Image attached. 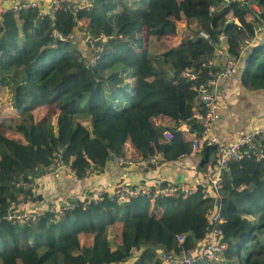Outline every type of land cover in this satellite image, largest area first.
Here are the masks:
<instances>
[{"label":"trees","instance_id":"trees-1","mask_svg":"<svg viewBox=\"0 0 264 264\" xmlns=\"http://www.w3.org/2000/svg\"><path fill=\"white\" fill-rule=\"evenodd\" d=\"M123 18L143 28L144 44L130 24L119 26ZM180 20L186 35L175 46L160 43L158 37L173 33ZM259 20H264V0H87L75 11L39 15L26 9L2 15L0 100L16 115H0V264H111L130 258V264H161L159 255L176 249V234L184 235L186 248L202 240L212 204V198L202 197V184L186 197L137 195L120 204L108 199L78 202L58 217L44 211L24 223L9 221L6 215L17 194L31 198L28 189L14 187V182L33 184L51 169L54 155L80 179L92 159L101 165L127 155L125 143L142 158L151 154L149 145L163 161L188 152L190 141L178 126L193 112L195 86L212 69L206 62L215 57L222 37L225 53L237 58L239 41L254 34ZM75 28L85 44L84 35H102L98 57L85 55L71 37L51 36L52 31L70 35ZM188 72L195 78L184 75ZM241 80L251 89H264V38L248 50ZM39 106L47 109L39 114ZM159 117L170 123L163 125ZM186 124L199 134L193 119ZM165 130L171 133L169 140L163 138ZM260 139L262 158L244 154L229 161L222 174L223 261L193 264H264ZM203 147L199 169L212 153L211 147ZM115 221L120 222L118 236L112 233Z\"/></svg>","mask_w":264,"mask_h":264},{"label":"built area","instance_id":"built-area-1","mask_svg":"<svg viewBox=\"0 0 264 264\" xmlns=\"http://www.w3.org/2000/svg\"><path fill=\"white\" fill-rule=\"evenodd\" d=\"M76 8L77 5H72V3L68 0H52L49 4L47 13L45 14H50L55 10L75 11ZM251 8L257 11L255 5H252ZM26 9H36L37 14L44 15L35 1L17 0L13 3H10L9 5H3L0 3V20L2 15L8 12L16 13L19 10ZM213 9H215V7L210 6L209 10ZM263 28L264 20H259L258 23L254 24V32ZM51 36L53 40H66L71 37L69 34L60 35L57 31H52ZM201 36L206 37V34L202 32ZM252 37L253 35L244 37L239 41L240 50L246 48ZM83 38L91 50L93 56L95 58L98 57L102 47L101 44L97 43V41L103 39L102 35L99 34L96 38L84 35ZM220 56H223V61L221 64H218V67H215V64H217L215 58ZM235 61L236 58L234 56H231L225 52H215V57L213 59H209L206 62V66H210L212 69H209L207 78L195 86L194 90L196 94V106L195 108L193 107L192 114L186 119L182 120L180 122V126H178L182 133L190 136V152H197L201 146H208L214 150L213 159L204 165L202 174L204 180V184L201 188L202 197L212 198V204L207 209L205 214L207 223L209 225L206 236L202 240L197 241L193 247L186 248L183 246L184 235L176 234V249L170 252H162L159 259L161 264H193L201 260L207 261L209 263H219L223 261V251L226 248V242L223 239V234L220 227L222 218L220 216L219 204V200L222 196L220 192V188L222 186V174L229 161L238 160L244 154L251 155L258 159L263 157V145L258 138V133L260 131H264V126L258 131L243 134L239 136L234 142L228 144L217 140L210 134V126L218 117L214 109V104L217 99V80L220 77L229 76L234 72ZM184 75H186L189 79L195 78V75L190 72L184 73ZM191 119H193L199 126L198 135L191 131L189 129V125L186 124V122L190 121ZM162 135L164 140H169L171 137V133L167 130L163 131ZM113 161L119 165H133L139 168H146L152 164L154 165L160 161H163V158L160 153L154 152L144 158L114 156ZM50 168L53 170L61 169L66 173L73 174V170L69 166L63 164V162L57 158L56 155H54L52 158V165ZM92 170V166H89L84 177L92 172ZM18 186L23 190L28 189L31 195L34 193V187L30 182L15 181L14 187ZM195 190L196 186H186L178 182H164L162 180H156L155 187L153 189H150L142 184L120 183L108 189L98 186L90 187L87 190L85 196L82 198L83 200L80 202L82 204H95L102 202L104 199H108L113 201L115 204H120L127 202L129 199L137 195L149 196L152 199H156L165 195L186 197L195 192ZM16 199L19 201V199H22V196L17 194ZM77 203L78 202H65L55 209L48 208L46 211L52 213L54 217H58L66 210L77 206ZM12 204L15 203L12 202L10 204L6 215V219L9 221L24 223L34 221L39 215L34 211H19L14 209L15 206Z\"/></svg>","mask_w":264,"mask_h":264},{"label":"crops","instance_id":"crops-1","mask_svg":"<svg viewBox=\"0 0 264 264\" xmlns=\"http://www.w3.org/2000/svg\"><path fill=\"white\" fill-rule=\"evenodd\" d=\"M14 1L17 0H0V3L3 5H9ZM33 1L36 2L40 10L45 14L47 13L49 4L52 0ZM68 1L74 5H81L83 2H87V0ZM85 23L81 22V26H84ZM179 28L180 31H177ZM134 31V37L140 40V45L144 44L143 37L145 31L143 28H141L140 36H138L135 29ZM77 34L82 35V33L75 28L72 31V34H70L72 40L77 42V46L80 50H83L85 55L90 54L91 50L83 41L82 43L80 42L81 40L78 38ZM185 35L186 30L184 28V21L180 20L176 23V29L173 33L160 36L157 40L163 45L171 47L175 46ZM169 38H172L170 44L165 41V39ZM263 38L264 31L262 29L256 30L250 43L245 49L240 50L235 61L234 72L229 76L220 77L217 80V99L214 104V109L218 117L210 126V134L225 144L234 142L243 134L258 131L264 126V89H251L241 80V73L248 50L253 43L260 41ZM225 50V39L222 37L218 41L216 52L224 53ZM215 59L217 64H221L223 56ZM195 106L196 101L194 108ZM10 109L14 111L12 112V115H16V111L12 107H10ZM36 109H39V114H41L47 109V107L39 106ZM157 120L163 125L170 123L169 119L163 117H159ZM51 123L53 124L52 121ZM258 135L259 139L264 138V131H260ZM183 138L186 140L188 139L189 141L190 136L185 134ZM203 148L204 147L201 146L200 149L194 153L189 150L184 154L182 153L177 160L160 161L157 164H152L146 168H139L133 165H119L113 161V158L106 160L100 165L98 160L94 158L90 163V166H92L93 169L92 172L86 177L80 179L75 178L73 174L66 173L61 169H48L44 174L32 180L34 193L31 195V198L26 199L22 197V199H19V201L12 205L15 206L14 209L19 211H34L37 214H41L48 208L55 209L65 202H80L83 200L82 198L85 196L87 190L94 186L108 189L116 184L129 183L142 184L153 189L156 180L178 182L186 186L203 185V169H199L198 167L199 163L204 158L202 152ZM125 149L127 155H131L133 158L138 157L137 155H133L134 151L130 148L129 143H125ZM153 149L152 145L148 146V151L150 153L155 152ZM210 150L212 153H209V157L205 158L206 163L212 161L214 156L213 148ZM127 155H124L123 157H128ZM119 231L120 222H113L112 233L118 236ZM81 237H84V239L89 238V234L82 233ZM118 240L119 239L117 238V241ZM131 261L132 258L127 259L124 262L111 264H130Z\"/></svg>","mask_w":264,"mask_h":264},{"label":"rangeland","instance_id":"rangeland-1","mask_svg":"<svg viewBox=\"0 0 264 264\" xmlns=\"http://www.w3.org/2000/svg\"><path fill=\"white\" fill-rule=\"evenodd\" d=\"M128 24H130V26L132 28H134L136 31H137V34L138 36H140V32H141V28L138 27V25H135V24H131L130 22L126 21ZM125 19L123 18L122 20L119 21V26H122L124 25L125 23ZM177 31H180V28L177 30ZM202 32H200L199 34L201 35ZM78 38H80L81 40V35H78ZM166 43L170 44L172 42V38H169V39H165ZM81 42V41H80ZM82 43V42H81ZM2 100H0V115H6V116H10L12 115V112H14L12 109H10L11 106H9V103L7 102L6 104H2ZM36 112L40 113V110L39 109H36ZM50 119L52 122H54V118H53V115H50Z\"/></svg>","mask_w":264,"mask_h":264},{"label":"clouds","instance_id":"clouds-1","mask_svg":"<svg viewBox=\"0 0 264 264\" xmlns=\"http://www.w3.org/2000/svg\"><path fill=\"white\" fill-rule=\"evenodd\" d=\"M41 214H42V213H41ZM39 215H40V214H39ZM39 215H38V216H39ZM38 216H37V217H38Z\"/></svg>","mask_w":264,"mask_h":264}]
</instances>
